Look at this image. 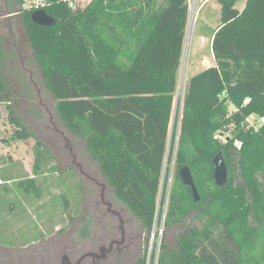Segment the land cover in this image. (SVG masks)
Here are the masks:
<instances>
[{"label":"trees","instance_id":"obj_1","mask_svg":"<svg viewBox=\"0 0 264 264\" xmlns=\"http://www.w3.org/2000/svg\"><path fill=\"white\" fill-rule=\"evenodd\" d=\"M25 1L11 0L17 6L11 14L22 19L35 61L57 101L58 120L85 141L116 200L148 234L154 232L157 215L167 229L184 225L177 251H169L163 238L157 264H264V124H249L252 116L264 120V0H246L242 11L236 8L239 0H218L220 24L212 37L216 64L186 85L167 203L161 191L168 184L163 174L188 0H148L135 11L128 35L109 28L115 45L103 34L101 4L106 0H91L76 11L52 0L44 8L56 21L52 27L35 24V11L24 9ZM6 91L0 78V103ZM12 123L19 128L15 139L34 137L18 118ZM220 153L229 171L223 187L214 178ZM184 167L192 173L199 201L183 183ZM18 186L25 194L41 196L35 178ZM198 220H203L201 227ZM147 259L145 252L137 264Z\"/></svg>","mask_w":264,"mask_h":264},{"label":"rangeland","instance_id":"obj_2","mask_svg":"<svg viewBox=\"0 0 264 264\" xmlns=\"http://www.w3.org/2000/svg\"><path fill=\"white\" fill-rule=\"evenodd\" d=\"M147 1H104L101 4L102 28L107 40L115 45L110 27L122 36L128 35L131 18ZM158 1L162 3L164 0ZM245 3L246 0H239L236 8L242 11ZM16 7L11 0H0V45L4 50L0 78L7 86L3 95L5 100L0 103V264H23L24 259L37 255L46 260L52 256L53 260L64 251H71L73 260H78L85 252H96L100 246L108 247L113 240H121L120 219L111 214L104 203L111 204L112 209L123 217L127 249L123 247L122 253L130 255L131 259L120 264H137L145 252H148L147 264H157L163 238L166 237L169 251H177V234L184 225L167 229L157 215L154 232L148 234L141 222L116 200L97 163L90 157L85 141L70 133L58 120L55 113L57 101L49 92L41 68L35 61L22 19L19 14H11ZM220 17L218 0H211L199 12L191 34L188 23L163 174L165 182L166 176L168 181L167 188L164 190L163 185L161 191L166 193L165 203L174 173L178 120L186 85L193 76L215 66L212 37L220 24ZM230 111L234 108L231 107ZM15 118L34 137L15 139L13 136L19 130L12 123ZM250 122L255 128L264 124L259 116L250 117ZM37 141L42 145L39 146ZM77 165H81L84 174ZM28 178H35L41 188L40 197L25 194L18 186L21 180ZM163 198L161 195L160 199ZM202 222L198 220L196 224L201 227ZM44 259L38 263H43ZM90 262L87 260L83 264ZM101 264L117 263L110 256Z\"/></svg>","mask_w":264,"mask_h":264},{"label":"flooded vegetation","instance_id":"obj_3","mask_svg":"<svg viewBox=\"0 0 264 264\" xmlns=\"http://www.w3.org/2000/svg\"><path fill=\"white\" fill-rule=\"evenodd\" d=\"M75 158V157H74ZM76 159V158H75ZM80 172L82 174L83 170L81 165H77ZM103 202V201H102ZM105 204V203H104ZM125 240L126 237L123 235L121 236V240H113L108 247L107 246H100V248L95 251H88L80 255L78 260H73V255L71 251H64L62 255L55 256V259L52 260V256H49V258L46 260L45 257H41L37 255L36 257H31L30 259L26 258L24 259L23 264H83L87 260H91L90 264H101V262L108 259V257H113L114 261L117 264H120V262H123L125 260H130V255H124L122 253L123 247L127 249V246H125ZM112 244V247H110ZM72 249V248H70ZM89 255L88 257H85ZM85 257V258H84ZM40 259H44L43 263H38Z\"/></svg>","mask_w":264,"mask_h":264},{"label":"water","instance_id":"obj_4","mask_svg":"<svg viewBox=\"0 0 264 264\" xmlns=\"http://www.w3.org/2000/svg\"><path fill=\"white\" fill-rule=\"evenodd\" d=\"M32 21L35 24L42 26V27H52V26H55V24H56L55 19H53L51 16H49L45 12V10H38V11L33 12ZM189 23H190V20H189ZM214 165H215L214 178H215L216 184L220 187L226 186L228 184V181H229V171H228V167H227V164L225 162V159H224L222 153L218 154L215 157ZM180 175H181V178L183 180V183L186 186L191 187L195 201H199L200 196H199V193L196 189L194 179H193V176H192L190 169L188 167L182 168L180 170ZM170 186H171V179H170V183H169V188H170ZM105 204L108 206L109 212L111 214L117 216L120 219L122 235L124 237L125 231L123 228L124 227V221H123L122 215L119 212L113 210L111 204H109V203H105ZM110 247H112V244ZM88 256L89 255H87L85 257H88Z\"/></svg>","mask_w":264,"mask_h":264},{"label":"built area","instance_id":"obj_5","mask_svg":"<svg viewBox=\"0 0 264 264\" xmlns=\"http://www.w3.org/2000/svg\"><path fill=\"white\" fill-rule=\"evenodd\" d=\"M66 4H68L74 11L78 8L83 7L88 4L91 0H60ZM201 0H188L189 9H190V17L191 21L192 16H198L199 12L202 8L208 4L211 0H203L202 4H200ZM52 4V0H26L23 4V8L26 10H44L45 7L50 6ZM190 24V23H189ZM236 145L239 147L240 143L237 142Z\"/></svg>","mask_w":264,"mask_h":264},{"label":"bare ground","instance_id":"obj_6","mask_svg":"<svg viewBox=\"0 0 264 264\" xmlns=\"http://www.w3.org/2000/svg\"><path fill=\"white\" fill-rule=\"evenodd\" d=\"M196 19H197L196 16H192V19H191L190 24H189V34H191L193 32V28L195 26Z\"/></svg>","mask_w":264,"mask_h":264}]
</instances>
